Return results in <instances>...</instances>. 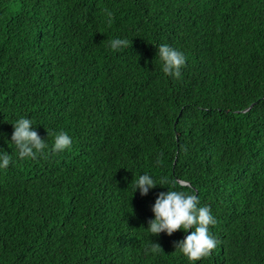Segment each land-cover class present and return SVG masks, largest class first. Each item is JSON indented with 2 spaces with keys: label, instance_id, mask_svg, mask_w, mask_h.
<instances>
[{
  "label": "trees",
  "instance_id": "trees-1",
  "mask_svg": "<svg viewBox=\"0 0 264 264\" xmlns=\"http://www.w3.org/2000/svg\"><path fill=\"white\" fill-rule=\"evenodd\" d=\"M21 117L49 144L35 159L5 143ZM0 149V264H188L187 233L145 231L185 181L217 221L195 264H264V0H0ZM143 173L168 183L132 196Z\"/></svg>",
  "mask_w": 264,
  "mask_h": 264
},
{
  "label": "clouds",
  "instance_id": "clouds-1",
  "mask_svg": "<svg viewBox=\"0 0 264 264\" xmlns=\"http://www.w3.org/2000/svg\"><path fill=\"white\" fill-rule=\"evenodd\" d=\"M108 16V23L112 22V13L105 10ZM127 37H115L109 42L112 51L126 49L131 45ZM155 56L158 58L162 73L167 77L180 78L181 69L186 64L185 54L164 43L156 48ZM13 131L10 142L15 149V154L19 159H35L38 155L45 154L49 150L47 139H42L33 121L29 118L21 117L12 123ZM52 136L50 151L64 152L72 145V137L65 131L47 132V137ZM13 160V154L0 149V170L9 167ZM168 183L166 180H157L148 173L140 174L135 180L132 179V196L137 191L141 197L146 196L150 190L158 185ZM166 191L158 193L151 206L152 218L147 221L146 232L152 236H159L163 233L171 236L180 231L187 233L182 240L174 242L175 251H178L188 264H195L201 258L206 257L217 245V240L210 232V226L216 224V219L210 207L201 205L198 194L187 187V181L182 185H172L165 188ZM191 230V231H189ZM151 251H161L160 247L151 243Z\"/></svg>",
  "mask_w": 264,
  "mask_h": 264
},
{
  "label": "water",
  "instance_id": "water-1",
  "mask_svg": "<svg viewBox=\"0 0 264 264\" xmlns=\"http://www.w3.org/2000/svg\"><path fill=\"white\" fill-rule=\"evenodd\" d=\"M182 183V182H181Z\"/></svg>",
  "mask_w": 264,
  "mask_h": 264
}]
</instances>
